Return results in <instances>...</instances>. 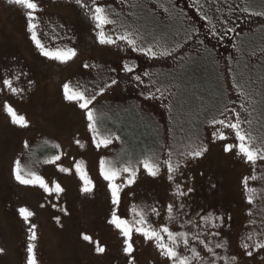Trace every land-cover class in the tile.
Returning a JSON list of instances; mask_svg holds the SVG:
<instances>
[{
  "label": "rangeland",
  "instance_id": "1",
  "mask_svg": "<svg viewBox=\"0 0 264 264\" xmlns=\"http://www.w3.org/2000/svg\"><path fill=\"white\" fill-rule=\"evenodd\" d=\"M36 2L32 23L45 50L72 49L75 55L67 61L44 56L32 39L28 10L0 0V264H27L32 224L37 264H171L154 241L135 231L133 251L125 253V237L109 223L114 210L130 222L143 216L145 227L187 233L188 249L177 247L183 256L191 258L195 248L215 264H264V248L255 247L264 243V160L253 164L235 148L226 151L237 143L234 131L212 123L225 118V109L232 122L239 113L252 146L264 148V0ZM96 6L113 22L97 27ZM101 31L113 43H101ZM124 35L136 46L119 39ZM65 84L95 97L89 108L98 134L88 127L86 110L66 98ZM5 105L27 126L14 124ZM103 138L110 143L97 146ZM200 148L207 150L199 157L187 154ZM169 153L173 167L179 165L171 181L164 164ZM146 158L159 165L157 176L143 168ZM16 160L63 191L20 184ZM102 160L105 169L121 170L114 181L121 186L118 205ZM128 166L137 170L130 184L122 171ZM81 174L91 181L88 192ZM252 176L247 187L254 193L244 184ZM20 208L33 215L25 221ZM208 213L223 222L214 220L212 227L201 219ZM221 242L225 247H216Z\"/></svg>",
  "mask_w": 264,
  "mask_h": 264
},
{
  "label": "snow or ice",
  "instance_id": "2",
  "mask_svg": "<svg viewBox=\"0 0 264 264\" xmlns=\"http://www.w3.org/2000/svg\"><path fill=\"white\" fill-rule=\"evenodd\" d=\"M10 2L21 6L23 9L28 10L25 14L28 17V27L30 30H32V39L35 41L37 46L40 48V50L44 56L54 57V58L59 59L61 61H67L68 59H70L72 56L75 55V51L72 49H68L66 51L56 50L55 52L50 51V50H45L44 45L41 44L40 40L37 38V35L35 32L36 25L32 23L33 12L38 8V3L36 2V0H10ZM80 2H81V0H77L78 4ZM93 3H95V0H93ZM93 18L96 21L97 27H101L105 24H109V23L113 22V21L108 19V16L105 13V9L103 7H100V6L95 7V12H94ZM99 36H100L101 43H113L111 38L106 37L102 31L99 33ZM119 39L126 40L127 43L129 45H132L133 47L136 46V40L130 39L128 35L121 36V37H119ZM140 50L144 51L143 48H141ZM147 51L152 53L153 55H155V53L152 52L151 48H148ZM128 70L131 71V69H128ZM137 79L139 80L140 78L137 77ZM3 83L5 85H7L9 88H11V81L10 80L5 79L3 81ZM113 83H115V81H113ZM11 90L13 92L19 91L18 89H15V88H11ZM157 91H159V89H157ZM64 92H65V96L68 100L76 101L79 104V107L81 109L86 110L87 119L90 122L88 127L90 129H92V131L94 133L98 134V129L95 127L96 120L94 117V113L89 108V105L92 103V100H94L95 97H92L91 99H89L83 91L77 92L75 90H70L68 84L64 85ZM5 107H6V111L11 116L12 122L14 124H19L21 126H27V122L23 116H18L17 113L14 111V109L11 106L5 105ZM242 107H243V105H242ZM228 111H229L228 109H225L224 113H221V115H224V117H225L224 119H222V120L213 119L212 120V123L214 125L219 124V125L224 126L227 129H231L234 131V138L237 141V143L226 145L225 150L230 151L233 148H235L237 151V155L242 156L247 162H251L253 164L257 160H264V148H254L252 146L253 137L251 136V134L248 131H246L244 128H242L239 113H235V122H232L228 118V116L226 115V113ZM232 111L234 112L235 110L233 109ZM213 136H214V138H216L217 133L214 132ZM219 138L220 139H227V137L224 136L223 133L219 134ZM94 139H95V137H94ZM117 139H118V137H117ZM109 143H110V141L108 139L103 138V139H100L98 141L97 146H99L100 144L107 145ZM25 146H27V142H25ZM206 150H207L206 148H200L197 150L190 151L187 154L191 157H199ZM170 157H171V153H169V159L165 160L164 164L166 165L167 172H168L167 178H168V180L171 181V180H173L172 173L178 169L179 165H177L174 168ZM54 159L58 160L59 156L54 157ZM142 163H143V168L146 170V172L149 175L155 177L159 174V171H160L159 165L156 163L150 162V158H146ZM100 167H101V173L103 174L104 178L109 181L108 187L111 190L112 203H113V205H118L120 202L121 186L119 184L115 183L114 181H115L116 177L119 175V172L121 170H118L115 168L105 169V162L103 160L101 161ZM76 168H77V171L79 172L80 171V165L77 164ZM62 171H67V169H62ZM122 171L125 173H129V178L126 181V183L130 184V183L134 182V178H135L136 171H137L134 167H131V166L124 167L122 169ZM13 173H14L15 179L20 184H23V185H37L38 184L46 192H52L54 190L56 193H60L63 191V189L61 188V186L59 184H55V187L53 189V188L49 187V185L43 180V178L36 175L35 173H31V172L26 173L24 171V169L21 167L19 160H16V162H15V165L13 168ZM81 178L84 180V183H85V187L83 188V191H85V192L90 191L91 189L88 188L87 185L90 184L91 181L88 180L83 174H81ZM249 179L255 180L256 177L252 176L251 178H249V177L244 178V184H245L246 191H248L250 193H254L255 189H248V187H247ZM177 187L179 188V186H177ZM188 191L190 192L192 190L188 189ZM180 194L183 195V193H180ZM248 200H249V203H251L253 200V196L249 195ZM181 207H183V205H181ZM18 211H19L20 216L23 217L25 221H27L28 218L33 215V213L30 212L27 208H20ZM133 211H135V208H133ZM152 212L155 213L156 215H159V213L157 212V210L155 208L152 209ZM168 212H169L168 221L171 222L174 219V217L171 215V213L173 212V206L172 205H168ZM201 219L205 220L206 223L211 224L212 227H215V224L212 223L214 220H220L221 223L223 222L222 217H217L213 213H208L206 216L201 217ZM109 223H111L117 229H119L121 231V234L125 237V240H124L125 247L123 249L125 253H131L133 251V245L131 243V237H132L133 231H135V232L143 235V237L146 240L154 241L156 247L160 250L161 254L163 256L167 257L171 261V264H192L193 260H199L200 264H215V260H207L206 261L203 258H201L199 256V253L196 252L195 248L190 249V251L192 252L191 258L188 256H183L180 252L177 251L178 243H183L185 248L188 249L189 240L187 239V233H185V232H173L166 225L161 226L159 228V230L153 228L151 225H148L147 227H145L146 221L143 218V216H141V218L138 220H133L130 222L126 219L120 218L116 214L115 210L112 212L111 220L109 221ZM35 227H36V225L32 224L28 229L30 235L28 237L29 243L27 246V253H28L27 264H37L35 254H34L35 245L32 243V241H34L36 239ZM162 233L167 234V240L171 242L170 244L165 242ZM212 235L219 236V232L212 233ZM194 238L198 239V237H194ZM83 239L86 241H91V237H89L87 235H84ZM247 239L248 240L252 239L251 234L247 235ZM225 245H226V242H221V243L216 244V247L223 248V247H225ZM240 246L246 250L247 255H249V256L252 255V252L250 250H248L250 248V245L244 242L243 237L241 239V245ZM205 247H207V244H205ZM255 247L256 248H264V243H257V244H255ZM104 250L105 249L103 247H100L99 244L97 243L96 251L97 252H103ZM208 250H209V252H212L211 248H209ZM0 252H3L2 248H0ZM230 259H231V261L235 262L236 257H231Z\"/></svg>",
  "mask_w": 264,
  "mask_h": 264
}]
</instances>
